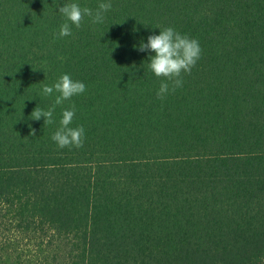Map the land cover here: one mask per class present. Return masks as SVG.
I'll use <instances>...</instances> for the list:
<instances>
[{
    "label": "trees",
    "instance_id": "16d2710c",
    "mask_svg": "<svg viewBox=\"0 0 264 264\" xmlns=\"http://www.w3.org/2000/svg\"><path fill=\"white\" fill-rule=\"evenodd\" d=\"M65 2L102 0H0V264H264V0H110L57 38ZM157 26L202 48L164 100ZM62 74L87 90L31 119Z\"/></svg>",
    "mask_w": 264,
    "mask_h": 264
},
{
    "label": "clouds",
    "instance_id": "9594fccd",
    "mask_svg": "<svg viewBox=\"0 0 264 264\" xmlns=\"http://www.w3.org/2000/svg\"><path fill=\"white\" fill-rule=\"evenodd\" d=\"M110 0L100 2L95 10L88 6L81 7L76 2H65L59 7V13L64 18V23L60 25L57 38L72 35V25L77 29L81 28L85 17L90 18L92 24H101L105 20V14L112 9ZM159 34H152L147 37V42L141 41L138 50L149 51L148 69L161 80L156 97L164 100L169 92H175L176 89L183 86L185 74H191L201 58L202 48L196 38L187 34H182L174 27L160 28ZM135 47V46H134ZM35 70V69H34ZM46 75V73H45ZM86 85L73 80L69 74H62L53 85L45 84L41 94L51 96L53 92H58L53 106L47 110L38 106L32 111L30 118L40 120L44 118V125L53 124L54 111L57 105H63L65 101L71 100L73 96L83 94L86 91ZM33 99V98H32ZM76 115V106L73 103L70 108L62 112V118L59 122V128L51 136L58 148H81L84 145L86 133L83 125L71 127ZM31 135H35V129Z\"/></svg>",
    "mask_w": 264,
    "mask_h": 264
},
{
    "label": "rangeland",
    "instance_id": "374dc122",
    "mask_svg": "<svg viewBox=\"0 0 264 264\" xmlns=\"http://www.w3.org/2000/svg\"><path fill=\"white\" fill-rule=\"evenodd\" d=\"M32 250H34V249H32Z\"/></svg>",
    "mask_w": 264,
    "mask_h": 264
}]
</instances>
